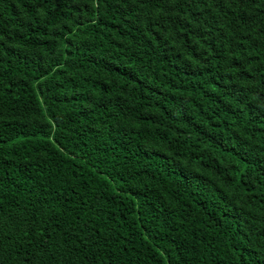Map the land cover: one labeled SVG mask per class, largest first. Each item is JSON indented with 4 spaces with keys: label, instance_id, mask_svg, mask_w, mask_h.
<instances>
[{
    "label": "trees",
    "instance_id": "16d2710c",
    "mask_svg": "<svg viewBox=\"0 0 264 264\" xmlns=\"http://www.w3.org/2000/svg\"><path fill=\"white\" fill-rule=\"evenodd\" d=\"M0 264H264V0H0Z\"/></svg>",
    "mask_w": 264,
    "mask_h": 264
}]
</instances>
